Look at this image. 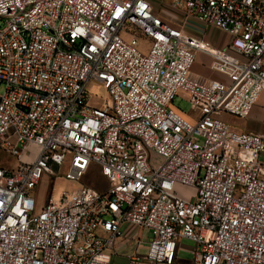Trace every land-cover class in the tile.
I'll return each instance as SVG.
<instances>
[{
    "label": "built area",
    "instance_id": "obj_1",
    "mask_svg": "<svg viewBox=\"0 0 264 264\" xmlns=\"http://www.w3.org/2000/svg\"><path fill=\"white\" fill-rule=\"evenodd\" d=\"M199 53L227 80L195 76ZM1 89L0 153L17 165L0 166V264H110L124 227L152 235L128 264H179L181 239L191 264H264V135L223 118L264 92V0H0ZM68 155L67 180L98 172L107 188L40 202Z\"/></svg>",
    "mask_w": 264,
    "mask_h": 264
},
{
    "label": "crops",
    "instance_id": "obj_2",
    "mask_svg": "<svg viewBox=\"0 0 264 264\" xmlns=\"http://www.w3.org/2000/svg\"><path fill=\"white\" fill-rule=\"evenodd\" d=\"M163 15L176 25L182 24V22H177V18L170 16L168 13H164ZM193 23L196 24L197 27H187L186 31L193 35L204 36V38L209 40L217 48H225L231 41V37L228 34L222 33L215 27L209 26L204 30L202 25H200L199 23ZM211 62L212 59L210 56L199 53L197 55L196 63L193 67L194 75L203 79H216L226 81V77L211 69ZM230 117L244 121V125L242 127H238L231 123L236 129L247 133L264 135V92L261 94L257 105L254 107L251 115L248 118L241 119L234 116ZM13 162L16 166L17 161L14 159ZM183 196L187 197L186 194H183ZM124 230V237L117 241L116 251L118 255L113 256L112 262L110 264H113V259L116 257L123 258L125 260V264H128V257L137 252L136 247L140 246V241L143 240L145 233L144 230L138 229L136 227H124ZM196 249L197 246L195 243L188 239H181L178 243V263L191 264Z\"/></svg>",
    "mask_w": 264,
    "mask_h": 264
},
{
    "label": "rangeland",
    "instance_id": "obj_3",
    "mask_svg": "<svg viewBox=\"0 0 264 264\" xmlns=\"http://www.w3.org/2000/svg\"><path fill=\"white\" fill-rule=\"evenodd\" d=\"M158 9V6H156ZM177 22H182V17L177 18ZM173 27H176V24L170 23ZM141 49L143 52L147 51V42L146 40H143L141 42ZM3 89H1L0 92H2ZM108 98V94L105 89H103L102 86L92 83L88 87V104L92 107H102L105 103V100ZM173 105L175 108L179 109L182 111L186 116H191V109L190 105L183 100L180 97H176L173 101ZM225 120L228 122L238 126L242 127L244 125L243 120L235 119L232 118L228 115H225L223 117ZM14 159L9 157V156H3L0 153V166L7 167V168H14ZM70 161H71V156H67V159L64 163V166L61 167L59 174L55 176H46L43 183L40 185L38 190L36 191V197L38 200L42 203H46L48 199L50 198L51 195H59L62 191H68V190H73L76 188L81 187L82 185L86 184L89 186H92L98 190H105L107 188L106 180L102 178L98 174V172H94L92 176H89L85 178V180L81 182H75V181H70L66 179V174L70 170ZM14 165V166H13ZM57 170V168H55ZM184 194L188 198H191L193 196V191H187ZM152 238L151 234H147L146 232L144 233L143 240L140 243V246L136 247L137 253L142 256L144 255L148 249H149V242ZM113 264H125V260L123 258H114L113 259Z\"/></svg>",
    "mask_w": 264,
    "mask_h": 264
}]
</instances>
